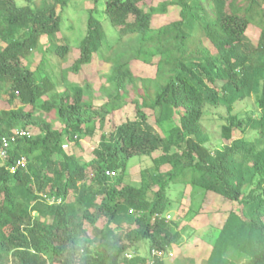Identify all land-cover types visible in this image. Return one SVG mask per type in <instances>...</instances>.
<instances>
[{
	"label": "trees",
	"instance_id": "trees-1",
	"mask_svg": "<svg viewBox=\"0 0 264 264\" xmlns=\"http://www.w3.org/2000/svg\"><path fill=\"white\" fill-rule=\"evenodd\" d=\"M69 1L0 0V92L9 85L0 142L18 128L31 132L0 161V264H165L187 229L166 219L169 189L179 184L205 190L197 216L209 195L230 204L217 210L224 222L204 264H264V148L235 137L251 128L264 141V0H108L120 41L136 43L114 45L104 60L109 88L71 78L93 63L106 32L90 11L78 45L61 43L58 9ZM170 9L177 18L156 24ZM253 27L255 43L246 36ZM48 55L59 64L56 83ZM252 91L259 118H227L225 144L213 153L206 105L230 110ZM130 106L134 119L117 123L114 115ZM97 129L92 159L82 162L83 140ZM21 157L26 166L12 172ZM137 157L152 168L141 170L139 184L124 183Z\"/></svg>",
	"mask_w": 264,
	"mask_h": 264
},
{
	"label": "rangeland",
	"instance_id": "rangeland-1",
	"mask_svg": "<svg viewBox=\"0 0 264 264\" xmlns=\"http://www.w3.org/2000/svg\"><path fill=\"white\" fill-rule=\"evenodd\" d=\"M33 1L39 2L40 0ZM107 1L108 0H70L68 7L58 9V13L61 15L63 20L61 34L59 35L61 43L70 44L72 47L78 45L86 33L88 14L90 11H94V16L101 22L106 32V38L103 41L101 49L94 56L93 63L85 66L82 75H71L72 80L75 82H81L87 77L95 82L97 88H109L107 77L110 73V65L104 62V60L111 55L112 47L119 44V46H122L123 48L124 43L126 46L125 49L134 50L136 48V43L134 42L131 43L127 39L122 42L120 41L117 28L112 26L109 18L105 15ZM160 1L163 0H155L154 2L155 4H158ZM15 2L19 6L28 4L27 0H15ZM177 16V11L175 9H170L168 14L163 17L156 18L155 22L156 24L170 22L171 20L176 19ZM246 36L249 38L251 43H255L258 40L259 31L254 27L250 28L246 32ZM36 60L37 58H30L32 70H34L38 65V61ZM48 60L49 63L46 68V73L49 74L56 83V81L59 80V64L56 59L50 55H48ZM24 64H27V62H24ZM8 89L9 85L6 84L0 92L1 108L8 107L6 105V100L8 99ZM258 97L259 92L257 93L252 91L250 96L236 101L230 110L223 105L218 107L206 105L202 126L206 130V134L209 138V141L205 144V146L209 148L210 151L214 153L223 148L225 143L222 139V126L227 122V118L233 115H238L244 118L248 114L254 119L259 118L260 111L257 107ZM103 99L105 98L103 97ZM19 105L20 104L18 102L16 106ZM29 110L30 107L27 108V111ZM133 113L134 107L130 106L123 111L116 113L114 118L117 123L122 124L128 120L134 119ZM169 128L170 125H165V130L162 132L166 134V131L169 130ZM111 129V125L107 123L104 126L103 131L108 133ZM162 132L160 131V133ZM99 134L100 131L97 129L95 137H87L83 140L82 144L85 149L82 153V162H89L92 159V150L97 145ZM235 137L255 142L256 151L258 152L264 148V141H261L262 143H257V141L259 142L263 138V135L259 130L247 128L243 133L237 130L235 131ZM63 145L66 151H71L72 146L66 139L63 140ZM144 168H152V163L149 158L137 157L131 159L123 177L124 183L139 184L140 172ZM163 170H167V167H164ZM204 192L205 190L203 188H193L188 184H179L170 187L168 196L171 200V208L166 215H170L171 218L168 221L170 224L174 220L181 222L180 227L178 228L179 231L185 226L187 229L182 232L183 234L180 242L173 245L167 253L168 259H166L165 264H204V262L209 258L215 239L219 235L218 227L224 222V216L217 213V210H219L220 207L226 209L230 204L227 202V204L225 203L226 205L222 206V201L212 195H209L208 198L204 200L203 208H201L202 215L199 214L197 216V210L201 206L205 196ZM232 206L239 207L236 203H233ZM189 211H192V213H188ZM117 226L118 230H127V225L124 223ZM140 252L144 255V248H141Z\"/></svg>",
	"mask_w": 264,
	"mask_h": 264
},
{
	"label": "built area",
	"instance_id": "built-area-1",
	"mask_svg": "<svg viewBox=\"0 0 264 264\" xmlns=\"http://www.w3.org/2000/svg\"><path fill=\"white\" fill-rule=\"evenodd\" d=\"M30 136H31V132L29 130L18 128L14 130V133L10 137L2 138L0 142V161L4 162L8 158V151L13 146V144L16 143L17 139L21 137H30ZM25 166H26V158L21 157L16 161V164L11 168V171L16 172L19 168H24ZM110 175H114V172H112ZM170 218H171L170 215H166L167 220H169ZM153 255L160 256L161 254L155 251L153 252Z\"/></svg>",
	"mask_w": 264,
	"mask_h": 264
}]
</instances>
